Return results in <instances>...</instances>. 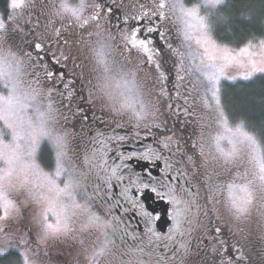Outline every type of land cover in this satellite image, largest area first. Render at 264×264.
I'll return each instance as SVG.
<instances>
[{
  "label": "snow or ice",
  "instance_id": "1",
  "mask_svg": "<svg viewBox=\"0 0 264 264\" xmlns=\"http://www.w3.org/2000/svg\"><path fill=\"white\" fill-rule=\"evenodd\" d=\"M260 4L0 0V264H264Z\"/></svg>",
  "mask_w": 264,
  "mask_h": 264
},
{
  "label": "trees",
  "instance_id": "2",
  "mask_svg": "<svg viewBox=\"0 0 264 264\" xmlns=\"http://www.w3.org/2000/svg\"><path fill=\"white\" fill-rule=\"evenodd\" d=\"M261 8V4H260V0H255V9L257 12H259ZM237 93L243 92V91H252L255 93H258L260 91V85L259 83L250 86L249 88L245 89V88H240V86L238 85L237 89L235 90ZM258 99V97H257Z\"/></svg>",
  "mask_w": 264,
  "mask_h": 264
},
{
  "label": "flooded vegetation",
  "instance_id": "3",
  "mask_svg": "<svg viewBox=\"0 0 264 264\" xmlns=\"http://www.w3.org/2000/svg\"><path fill=\"white\" fill-rule=\"evenodd\" d=\"M260 247H261V245L257 244L255 251H253V260L256 261L257 263H259V259H260L259 255H258Z\"/></svg>",
  "mask_w": 264,
  "mask_h": 264
},
{
  "label": "rangeland",
  "instance_id": "4",
  "mask_svg": "<svg viewBox=\"0 0 264 264\" xmlns=\"http://www.w3.org/2000/svg\"><path fill=\"white\" fill-rule=\"evenodd\" d=\"M238 87V86H237ZM257 264H259V263H257Z\"/></svg>",
  "mask_w": 264,
  "mask_h": 264
}]
</instances>
